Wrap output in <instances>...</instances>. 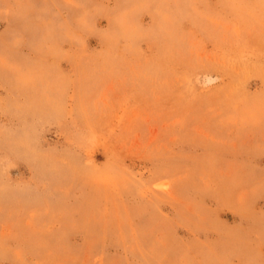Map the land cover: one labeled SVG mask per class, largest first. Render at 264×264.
<instances>
[{
    "label": "rangeland",
    "instance_id": "1",
    "mask_svg": "<svg viewBox=\"0 0 264 264\" xmlns=\"http://www.w3.org/2000/svg\"><path fill=\"white\" fill-rule=\"evenodd\" d=\"M0 264H264V0H0Z\"/></svg>",
    "mask_w": 264,
    "mask_h": 264
}]
</instances>
